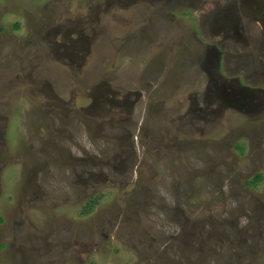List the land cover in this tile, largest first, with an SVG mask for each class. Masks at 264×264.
I'll use <instances>...</instances> for the list:
<instances>
[{"label":"rangeland","instance_id":"1","mask_svg":"<svg viewBox=\"0 0 264 264\" xmlns=\"http://www.w3.org/2000/svg\"><path fill=\"white\" fill-rule=\"evenodd\" d=\"M233 3L0 0V264H264V50Z\"/></svg>","mask_w":264,"mask_h":264},{"label":"flooded vegetation","instance_id":"2","mask_svg":"<svg viewBox=\"0 0 264 264\" xmlns=\"http://www.w3.org/2000/svg\"><path fill=\"white\" fill-rule=\"evenodd\" d=\"M236 0H233L234 6H232V17L235 19H242V17L251 18L253 21H255L258 29H260L259 35L254 37V43L256 45L259 44V48L261 47L262 50H264V0H239L238 2H235ZM232 4V5H233ZM227 23V22H224ZM236 25V27H231L234 29L235 32H237L239 35H237V38L242 40L244 43H248V37L247 32L243 35L239 32V24Z\"/></svg>","mask_w":264,"mask_h":264}]
</instances>
